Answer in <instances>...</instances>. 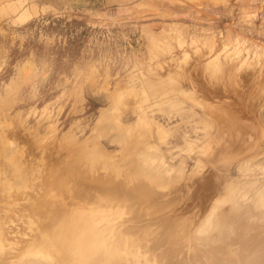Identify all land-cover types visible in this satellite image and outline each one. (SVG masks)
<instances>
[{"label": "rangeland", "instance_id": "1", "mask_svg": "<svg viewBox=\"0 0 264 264\" xmlns=\"http://www.w3.org/2000/svg\"><path fill=\"white\" fill-rule=\"evenodd\" d=\"M254 2L24 0V14L0 16V264H60L34 247L37 224L70 205L116 216L126 204L112 185L138 178L164 200L182 194L169 208L196 211L198 228L213 208L209 237L184 236L178 264L264 262V1ZM147 201L136 215L156 209Z\"/></svg>", "mask_w": 264, "mask_h": 264}, {"label": "bare ground", "instance_id": "2", "mask_svg": "<svg viewBox=\"0 0 264 264\" xmlns=\"http://www.w3.org/2000/svg\"><path fill=\"white\" fill-rule=\"evenodd\" d=\"M252 1L254 2V0ZM258 4L260 5V3ZM162 174L163 172L160 173V175ZM66 187L69 189L66 192L71 194L73 188L68 185ZM75 188H77V191L80 190L78 193H83L82 189L84 188H80L78 185ZM116 188L117 185L113 184L110 191L115 193L121 203L126 204L123 212L116 214V216L110 215L106 217L105 215L112 213L107 209L109 205L98 210H91L84 206L77 208L76 205H70L68 208L66 206L61 207L59 213L61 211H73L79 213L80 217L76 218L74 215L72 217L71 214V218L63 222V220H60L58 212H55V215L50 213L43 224H37V228H34V247L44 248V254H53L56 261L60 264H171V262L172 264H178L176 255H179V250L185 244L184 236H189L187 241L189 244L195 233H198L200 238L209 237L207 228L210 229L209 218L213 208L210 207L209 210H204V212L200 213L201 215L204 213L206 218H204L205 220L198 228L193 223L195 219L194 221L192 219L196 211L193 210L195 213H191L190 209H188V211L184 212H175L177 205H175V209L173 208L175 211L171 209L173 210L171 212L169 208V206L173 207L172 205L176 204L174 201L177 202L179 201L177 199H181L180 195L182 196V194L175 195L174 198L171 197L170 201L164 200L163 197L160 198V195L156 194L151 185H146L143 178H138L134 185H123L121 189ZM188 191L185 192V198L191 203L187 204L189 206L191 204L195 205L196 203L193 202L194 199L191 198ZM82 199L87 198L84 197ZM145 200H148V205H155L156 209L154 211H146L143 216L142 214L136 215L134 213L136 203L141 204ZM182 201L185 202V200ZM127 202L129 206H132L131 208L127 206ZM117 203L119 202L117 201ZM179 203H182L181 200ZM167 209L170 211L166 213ZM261 211H264V206ZM155 214L157 216L162 215L163 218L155 220L153 219L156 217ZM200 214L199 216H201ZM221 216L218 223L223 224L227 215L222 214ZM111 217L116 219L108 221ZM190 220L193 226L190 225ZM40 237L46 238L44 244L40 243ZM164 246L169 250L162 252L161 249ZM11 248H8L9 253ZM261 262L259 261L257 264H261ZM0 263H3V259L0 260Z\"/></svg>", "mask_w": 264, "mask_h": 264}, {"label": "crops", "instance_id": "3", "mask_svg": "<svg viewBox=\"0 0 264 264\" xmlns=\"http://www.w3.org/2000/svg\"><path fill=\"white\" fill-rule=\"evenodd\" d=\"M23 3L24 0H0V13H2L0 16L17 17L24 14L25 8L23 7Z\"/></svg>", "mask_w": 264, "mask_h": 264}]
</instances>
